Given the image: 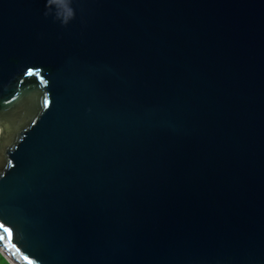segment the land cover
Here are the masks:
<instances>
[{
  "label": "water",
  "instance_id": "1",
  "mask_svg": "<svg viewBox=\"0 0 264 264\" xmlns=\"http://www.w3.org/2000/svg\"><path fill=\"white\" fill-rule=\"evenodd\" d=\"M0 0L10 264H264V0Z\"/></svg>",
  "mask_w": 264,
  "mask_h": 264
},
{
  "label": "clouds",
  "instance_id": "2",
  "mask_svg": "<svg viewBox=\"0 0 264 264\" xmlns=\"http://www.w3.org/2000/svg\"><path fill=\"white\" fill-rule=\"evenodd\" d=\"M48 13L62 25H67L73 17V11L67 6V0H48Z\"/></svg>",
  "mask_w": 264,
  "mask_h": 264
},
{
  "label": "rangeland",
  "instance_id": "3",
  "mask_svg": "<svg viewBox=\"0 0 264 264\" xmlns=\"http://www.w3.org/2000/svg\"><path fill=\"white\" fill-rule=\"evenodd\" d=\"M5 260L8 261L1 253H0V264H5ZM9 262V261H8ZM10 263V262H9Z\"/></svg>",
  "mask_w": 264,
  "mask_h": 264
},
{
  "label": "trees",
  "instance_id": "4",
  "mask_svg": "<svg viewBox=\"0 0 264 264\" xmlns=\"http://www.w3.org/2000/svg\"><path fill=\"white\" fill-rule=\"evenodd\" d=\"M5 264H10L8 261L5 260Z\"/></svg>",
  "mask_w": 264,
  "mask_h": 264
}]
</instances>
